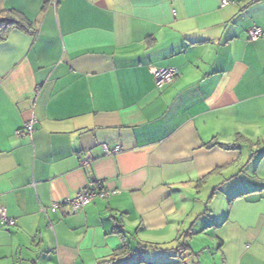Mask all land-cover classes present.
Returning <instances> with one entry per match:
<instances>
[{"label": "crops", "instance_id": "0c3cea01", "mask_svg": "<svg viewBox=\"0 0 264 264\" xmlns=\"http://www.w3.org/2000/svg\"><path fill=\"white\" fill-rule=\"evenodd\" d=\"M46 2L0 0L26 24L0 42V264H194L216 246L264 264V150L243 149L264 138V37H248L264 0ZM94 182L114 194L41 212Z\"/></svg>", "mask_w": 264, "mask_h": 264}, {"label": "built area", "instance_id": "2783aa9c", "mask_svg": "<svg viewBox=\"0 0 264 264\" xmlns=\"http://www.w3.org/2000/svg\"><path fill=\"white\" fill-rule=\"evenodd\" d=\"M51 5L54 7L56 5V0H50ZM227 5V2L223 1L221 6ZM248 37L250 41H255L260 37H264V31L261 28L253 27L248 32ZM178 70L174 67L169 68H160L154 72V83L156 88H162L166 84L171 83L174 78L177 76ZM34 131V120H28L22 128L16 133L17 136H31ZM120 148L114 147L109 148L108 146H103V152L105 156H111L116 154ZM91 162V157L87 154H84L80 160V166H86ZM110 194H114V192L108 191L101 182H94L88 184L83 190L78 191L74 196L67 197L61 202L53 203L50 206V211L55 212L59 208H64L68 213L74 214L88 204H90L96 197H107ZM42 213H46L45 208H41ZM0 223L8 226H13L14 221L7 218L5 209L0 208Z\"/></svg>", "mask_w": 264, "mask_h": 264}, {"label": "rangeland", "instance_id": "374dc122", "mask_svg": "<svg viewBox=\"0 0 264 264\" xmlns=\"http://www.w3.org/2000/svg\"><path fill=\"white\" fill-rule=\"evenodd\" d=\"M261 142V143H260ZM260 142H257V140H254L252 143H247V144H249L248 146H246V145H244L245 147H243V149L244 150H248V152H250V148L251 147H253L252 149L253 150H255V151H259L260 153H263V151L262 150H264V138H262V141H260ZM252 145V146H251ZM254 145V146H253ZM259 153V154H260ZM253 162H255L254 160H253ZM253 174H251V176H252ZM195 207H196V211H198V213H200V212H202V214L201 215H203V212H204V214H205V210H207V208H204V207H207V206H205L204 205V203H202V204H200V203H197L196 205H195ZM213 207H215V206H213ZM216 208V207H215ZM214 208V209H215ZM208 209H209V207H208ZM223 209V211L221 210V208L220 207H218L217 206V208H216V210L214 211V213H217V214H224L225 215V212H226V209L225 208H222ZM203 210V211H202ZM221 210V211H220ZM184 239V238H183ZM182 238H181V240H180V242L179 243H183L184 242V240H183ZM203 239L204 240H208V237L207 236H205V237H203ZM197 240H199V239H196V241ZM178 243V244H179ZM187 243H188V245L189 246H191V243H190V240H189V242L187 241ZM198 244L197 243H195V242H192V246H191V248L192 249H194V247H195V249H199L198 248ZM174 247V246H173ZM217 247V246H216ZM215 247V249H208V248H206L205 250H204V253H203V256H201L200 257V260H198V258H197V260H195L194 259V257L195 256H193V255H190V256H187V258H188V261H193L194 262V264H221L222 263V261H221V255H218V253H217V248ZM175 249H176V247H174ZM168 248H165V247H160V249L159 250H153V253L155 254V255H157L158 257H160V256H167V253L168 252H170V251H165V250H167ZM193 257V258H192ZM219 258V259H218ZM198 262H200V263H198Z\"/></svg>", "mask_w": 264, "mask_h": 264}, {"label": "trees", "instance_id": "16d2710c", "mask_svg": "<svg viewBox=\"0 0 264 264\" xmlns=\"http://www.w3.org/2000/svg\"><path fill=\"white\" fill-rule=\"evenodd\" d=\"M46 3H50V0H47ZM8 14L5 15H0V42L4 41L8 35V32L12 29V28H17V29H24L26 30V24H22L20 19V16L18 17V15L14 12H7ZM20 21V22H19ZM52 205V204H51ZM46 211H50V207L49 208H45ZM178 241L180 240V238L177 239ZM180 242V241H179ZM190 250L189 245L186 241H184L183 243H179L175 249V251H177L179 254H181L182 250Z\"/></svg>", "mask_w": 264, "mask_h": 264}]
</instances>
